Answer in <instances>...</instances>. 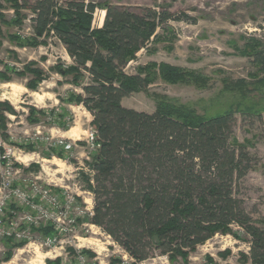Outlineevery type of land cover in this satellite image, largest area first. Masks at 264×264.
I'll return each mask as SVG.
<instances>
[{"label":"trees","instance_id":"1","mask_svg":"<svg viewBox=\"0 0 264 264\" xmlns=\"http://www.w3.org/2000/svg\"><path fill=\"white\" fill-rule=\"evenodd\" d=\"M35 1L31 5L4 0L15 16L6 19L5 13H0V22L21 27L28 17L24 10H31L35 34L12 33L8 35L11 42L37 47L46 42L40 38L51 36L63 44L72 59V64H57L53 69L71 77L76 90L64 100L83 105L91 113L101 145L87 164L94 170V183L85 175L86 187L94 195L91 223L130 255L131 264L145 261L156 250L169 254L170 259L181 256L187 260L199 245L217 233H231L232 225L237 224L250 236V249L242 261L264 264V227L246 211L236 191L238 181L255 168L257 161L249 152V143H240L233 129L237 113L263 120L264 104L248 94L257 91L264 99V43L249 38L241 50L262 75L254 76L250 83L240 79L225 85L226 90L241 95L236 104L203 114L189 105L161 98L156 100L154 112L140 111L124 106L123 99L147 91L158 80L209 86L205 74L167 62H150L136 67V72L126 71L143 49L149 51L151 43L163 38L159 29L168 33L171 20L196 18L186 13L181 17L165 4L133 8L108 0ZM4 8L0 0V11ZM98 9L105 11L102 26L95 25ZM34 63L25 64L21 71L14 69L20 76H33L26 84L31 90H37L44 78L43 70ZM0 107L1 134L10 141L6 112L17 115V110L9 101L0 102ZM37 114L43 116L44 111L29 106L28 119L39 122ZM22 146L36 150L33 143ZM52 152L65 156L63 149ZM39 231L51 233L50 228ZM5 241L8 250L4 261H10L13 251L25 243L17 244L10 238ZM47 262L59 264V259Z\"/></svg>","mask_w":264,"mask_h":264},{"label":"rangeland","instance_id":"2","mask_svg":"<svg viewBox=\"0 0 264 264\" xmlns=\"http://www.w3.org/2000/svg\"><path fill=\"white\" fill-rule=\"evenodd\" d=\"M5 6L0 13H5L6 19L15 16L13 9L7 2L1 0ZM35 4V0H22ZM90 1V0H86ZM103 3L107 0H93ZM117 5L136 7H153L156 5H170V10L184 17V13L196 19L171 20L168 33L159 29L162 39L150 44V50H143L138 54L127 72H136L139 65L150 62H167L186 69L196 70L205 74L209 79V86L199 88L188 84H169L162 80L151 84L147 91L136 92L122 101L124 106L140 111L154 112L156 100H169L194 107L199 113H216L236 104L241 95L236 91L225 89L227 83L245 79L252 82L254 76L262 75L252 60L243 55L249 38H256L264 43V0H108ZM28 16L21 27L6 26L0 22L3 37H0V102L9 101L17 110V115L6 112L7 130L11 141L21 142L23 145L35 144L36 150L26 148L35 153L24 160L34 164L31 172L41 173L46 181L70 186L82 190L87 189L85 175L90 176L88 161L85 153L87 149V130L93 119L91 113L78 104L66 103L70 92L76 90L70 83L71 77H63L53 69L57 64L65 66L72 64L63 44L54 37H42L46 41L37 47H20L8 38L9 34L20 33L32 36L35 29L31 21L33 12L24 10ZM103 10L98 9L95 14V25H100ZM35 62L44 72V78L38 83L37 90H31L26 84L33 78L31 74L20 76L14 69L21 71L25 64ZM33 67V66H32ZM4 76H2V74ZM4 77V78H3ZM252 89V85L249 86ZM77 91H80L77 89ZM255 101L264 104V99L257 91L248 94ZM63 99V101H61ZM29 106H35L44 111V115L37 114L39 122L28 119ZM0 113L2 109L0 107ZM234 136L240 143H249V152L256 158L257 165L244 176L236 187L237 195L243 200L246 211L255 222L264 227V113L263 120L257 116L244 117L236 114ZM3 130H0V133ZM63 137L77 142L73 154L65 153L62 161L53 159L48 150V143L52 139ZM39 154V156H38ZM68 161H64L68 158ZM46 159L48 161H45ZM92 162V161H91ZM39 164L40 167H36ZM72 165V166H71ZM76 184V185H75ZM86 196V195H83ZM80 229L79 240L72 239L73 245H79L93 264H131L132 258H126L123 248L102 228L92 226L91 220ZM229 234L217 233L191 251L187 260L181 256L174 259L169 254H161L156 250L153 256L139 264H252L242 261L243 254L250 249V236L244 228L234 224ZM35 239L47 237L41 231L35 232ZM70 243V242H69ZM65 244L68 253L75 248ZM8 250L6 241H0V264H49L56 261L54 253L48 248L28 244L13 251L9 262H2ZM66 253L58 249L57 253Z\"/></svg>","mask_w":264,"mask_h":264},{"label":"built area","instance_id":"3","mask_svg":"<svg viewBox=\"0 0 264 264\" xmlns=\"http://www.w3.org/2000/svg\"><path fill=\"white\" fill-rule=\"evenodd\" d=\"M87 134L88 152L85 156L91 162L101 145L92 123ZM22 145L18 141H5L0 133V241L10 238L17 244H37L38 247L48 248L59 259V264H93L79 245L71 243L72 239L79 240L81 227L88 225L84 221L91 220L94 214L93 192L82 190L80 186L73 189L54 181H46L42 179L41 173L26 170L30 168V163L24 159L35 153L27 152ZM48 146L53 159L62 161L63 157L52 151L63 149L72 155L77 142L59 137L49 141ZM68 160L69 157L64 161ZM88 170L90 181L94 183V170L89 166ZM42 228H50L51 233L45 238L35 239V232ZM68 243L75 248L72 254L65 248ZM58 249L66 253H57ZM123 252L126 258L128 253L125 250ZM2 262L9 261L3 258Z\"/></svg>","mask_w":264,"mask_h":264},{"label":"crops","instance_id":"4","mask_svg":"<svg viewBox=\"0 0 264 264\" xmlns=\"http://www.w3.org/2000/svg\"><path fill=\"white\" fill-rule=\"evenodd\" d=\"M103 16H102V18L101 19H103L104 20V18H105V11L103 10ZM103 20L100 22V25L99 26H102V24H103Z\"/></svg>","mask_w":264,"mask_h":264}]
</instances>
